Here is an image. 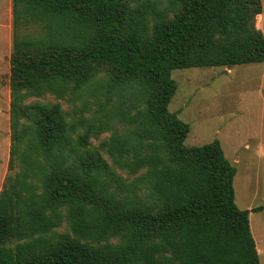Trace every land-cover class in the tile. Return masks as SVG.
Returning <instances> with one entry per match:
<instances>
[{
    "label": "trees",
    "instance_id": "obj_1",
    "mask_svg": "<svg viewBox=\"0 0 264 264\" xmlns=\"http://www.w3.org/2000/svg\"><path fill=\"white\" fill-rule=\"evenodd\" d=\"M12 14L0 264H260L264 204L238 208L221 142L186 146L169 104L174 70L264 64L262 0H13ZM76 99L74 114L59 102Z\"/></svg>",
    "mask_w": 264,
    "mask_h": 264
},
{
    "label": "rangeland",
    "instance_id": "obj_2",
    "mask_svg": "<svg viewBox=\"0 0 264 264\" xmlns=\"http://www.w3.org/2000/svg\"><path fill=\"white\" fill-rule=\"evenodd\" d=\"M8 3L7 7H4L0 0V192L9 175L11 144L9 112L13 0H8ZM262 3L264 7V0ZM256 24L264 33V14L257 17ZM8 26L11 30L6 35ZM38 27L31 25L26 29L23 27L22 30L35 34ZM4 36L7 38L6 41ZM172 78L177 83V91L169 104V110L177 113L180 120L190 125L186 146H203L218 139L226 159L236 169L234 191L238 208L250 210L263 205L264 64L239 65L232 69L224 67L179 69L172 72ZM86 97L90 103L94 101L91 96ZM32 101L57 102L52 95L31 99L29 102ZM59 102L70 114L80 112L83 104L82 99ZM92 108L94 109L93 106ZM91 112L92 110L85 115L90 116ZM116 129L120 130L121 125L116 124ZM110 135L111 132H108L99 139L93 138V146L98 147ZM120 174L127 177L123 172ZM250 228L260 264H264V209L250 213ZM67 232L69 229L65 224L57 230L59 234Z\"/></svg>",
    "mask_w": 264,
    "mask_h": 264
},
{
    "label": "crops",
    "instance_id": "obj_3",
    "mask_svg": "<svg viewBox=\"0 0 264 264\" xmlns=\"http://www.w3.org/2000/svg\"><path fill=\"white\" fill-rule=\"evenodd\" d=\"M1 1H2L4 7H7V5L9 4V3H8V0H6V1H5V0H1ZM7 17H8V16H7ZM10 28H11V27H9V26L6 28V31H7V32H6V35H7V33L10 32V30H11ZM3 38H5V41L7 40L6 36H4ZM8 40H9V38H8Z\"/></svg>",
    "mask_w": 264,
    "mask_h": 264
}]
</instances>
